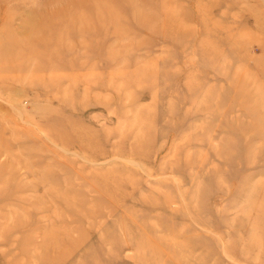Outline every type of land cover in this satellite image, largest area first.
<instances>
[{
    "label": "rangeland",
    "instance_id": "rangeland-1",
    "mask_svg": "<svg viewBox=\"0 0 264 264\" xmlns=\"http://www.w3.org/2000/svg\"><path fill=\"white\" fill-rule=\"evenodd\" d=\"M79 1L9 5L78 16L0 62V264H264V0Z\"/></svg>",
    "mask_w": 264,
    "mask_h": 264
},
{
    "label": "bare ground",
    "instance_id": "bare-ground-1",
    "mask_svg": "<svg viewBox=\"0 0 264 264\" xmlns=\"http://www.w3.org/2000/svg\"><path fill=\"white\" fill-rule=\"evenodd\" d=\"M63 1L67 7L73 6L72 4L75 2V0ZM96 1L103 2V0ZM104 1L107 3V0ZM89 3L90 0H83L81 2H76L75 5L82 7L87 11V14H90L92 13V8H90L91 5ZM0 5L5 7L4 19L2 27L0 28V62H5L4 66L11 65L15 60L21 62L23 54H32L38 49L43 51L53 50V48L61 45L60 42L62 41V37L65 35H72L70 30L65 31L61 28L62 22H70L78 16L75 10L67 8L66 10L64 9V11L57 13L60 22L52 23L39 17L38 14L32 13L26 15L23 20V13H16L12 7L9 6L12 5L11 0H0ZM17 19L22 20V24L16 31L13 23ZM13 56L17 58H14Z\"/></svg>",
    "mask_w": 264,
    "mask_h": 264
}]
</instances>
